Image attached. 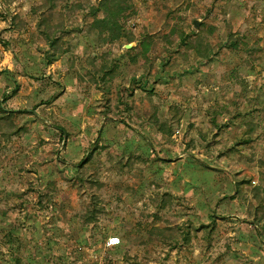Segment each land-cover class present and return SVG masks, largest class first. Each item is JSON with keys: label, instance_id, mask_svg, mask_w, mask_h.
<instances>
[{"label": "rangeland", "instance_id": "374dc122", "mask_svg": "<svg viewBox=\"0 0 264 264\" xmlns=\"http://www.w3.org/2000/svg\"><path fill=\"white\" fill-rule=\"evenodd\" d=\"M100 2L0 0V105L13 111L0 115V264H264L258 199L235 197L230 180L264 190V0H136L105 45L88 26ZM194 30L196 48L180 47ZM164 145L181 156L156 160ZM213 206L228 217L216 234L202 227ZM229 214L257 240L233 242Z\"/></svg>", "mask_w": 264, "mask_h": 264}, {"label": "trees", "instance_id": "16d2710c", "mask_svg": "<svg viewBox=\"0 0 264 264\" xmlns=\"http://www.w3.org/2000/svg\"><path fill=\"white\" fill-rule=\"evenodd\" d=\"M51 1L53 2V4H52L53 6H58L60 0H58V3H57V0H51ZM127 4L129 7H132V10H131V12L125 14L126 11H125L124 7ZM136 14H137L136 0H101L99 6L94 8V13H92L91 22H89V24H88V26L90 27L89 32L92 33L94 31L97 33L100 45H105V44H108L110 42H115L117 39H119L121 37L122 31H123L122 28L124 27L125 22L129 18L134 17ZM200 31H198V30L193 31V35H195L193 40H191V37H192L191 35H189V34L186 35L185 36L186 38L182 39V41L179 43V46L180 47L185 46L188 49L196 48V45L198 44V42H196V41H198L200 38ZM209 31L212 33V31H214V30H213V28H210ZM146 37H147V35H146ZM51 39H52L51 42H52L53 47H55V46H57V44H59L60 37H52ZM166 41L171 42L169 37H166ZM233 42L234 41L231 40L229 42V44L230 45L237 44V43H233ZM193 43H196V44H193ZM142 44H143L142 53L146 54V52L148 51L147 40L145 39V40L140 41L138 46H141ZM138 46L131 47L130 49H128V50L125 49V50L128 52H131V51L136 50ZM177 52H178V50H174L173 53H177ZM198 53H199L200 58H202L205 55V53H203L202 50H200V49L198 50ZM52 56L54 57V59H57L56 54H53ZM131 59L136 61V56H134V57L132 56ZM113 67H115V66H113ZM111 71L112 70H108V71L102 73L99 76V79H102V80L105 79L107 75L111 74ZM27 73H30L29 70L27 71ZM142 78H145V77L143 76ZM148 81H149V83H151L152 86H154V84L156 82V80H152V79H149ZM4 114H13V111H11L10 109H7L6 107H4V105H0V115H4ZM105 116L107 119H109L107 121V123H111L113 125V128H124V127H127L128 124H130L131 126L127 127V128L133 129L134 131L137 129V128H134V125H132L131 120L126 119V118L125 119L120 118L115 113L107 112L105 114ZM155 123H156L155 126L159 129V131H164L163 130V128H164V129H166V132H167V129H169L167 124H165V123H162V125L160 124L159 117L155 118ZM213 123L215 125H217V123L215 121ZM48 126L60 127V125L57 121H54L53 125H48ZM104 129L108 130L106 128V126ZM141 129H143V128H141ZM218 135L219 134L215 133V137H217ZM144 139H146L145 136H144ZM251 139H252L251 137H246V134H245V136L238 142V145L246 144V143L250 142ZM149 146L152 148V146L150 144H149ZM94 150H96V148ZM93 151L91 152L89 158L86 160L87 162L89 160H90V163H92V162L94 163L96 161L95 159H92L93 155H94ZM172 151H173L172 146L164 145L159 149L158 155L156 154L157 151L155 149L154 150L152 149V155L158 161L168 160L169 158L178 156L177 154H172ZM199 161H198L199 165L204 167L207 170L216 171V172H224L223 169L212 167V165L207 164L206 161H201V160H199ZM80 166H82V164H80L77 168H79ZM94 167H95V165L90 166L91 169ZM76 170H78V169H76ZM234 175H235L236 181H234L232 179V177L230 178L231 183L232 184L234 183L236 186L235 189L233 190V192H235L234 196L237 198H243L244 200H247L250 196L258 199V204L254 207V208H256V213L254 216V219H255L254 224H258V227L256 229L257 235L253 234L250 230H247L245 227H243L241 225V223H243V224L244 223H250L249 219H247V218L242 219L241 215L235 216L233 214H229L228 215L230 217L229 219L236 221L239 225H241L238 228L237 236L236 235L234 236L233 242H236V241L239 243L246 242L247 244H250V241L255 242L257 240L254 236V235H256V237L260 240V242L257 240V243L259 244L260 248L264 249V190H260L258 188H255L253 190H248L246 188V186L248 184L252 183V177L248 176V175H244V174L239 175L237 173H235ZM49 187H50V185H47L46 190L40 194V198L42 200H44L45 196H47L48 193L50 192ZM227 201H230V199H227ZM258 209H261V211H262L261 216H258V214H257ZM89 211H90L89 213H91L90 217H94V210L89 209ZM242 211H244V210L241 207H239V210L237 212H242ZM210 217L212 218V220L209 223H207L206 225L202 226L203 228L208 230V233L216 234L217 230L219 228L218 221L219 220H228V217H225V216L219 217L217 214L216 208L214 206L212 207ZM241 220H243V222ZM171 229L173 230V232L175 231V228H171ZM195 230L199 231V229H195ZM165 231H166V229L153 228L152 231L150 232L151 233L150 237L153 238L156 233L164 236ZM168 231H170V229H168ZM170 233L172 234V231H170ZM182 235H183L184 241H186L187 234L182 233ZM206 238H207V236H206ZM228 247L230 248L231 245L228 244ZM244 247L249 248L250 246L246 245ZM17 261H18L17 264H21V262H22V260L19 256L17 257Z\"/></svg>", "mask_w": 264, "mask_h": 264}, {"label": "built area", "instance_id": "2783aa9c", "mask_svg": "<svg viewBox=\"0 0 264 264\" xmlns=\"http://www.w3.org/2000/svg\"><path fill=\"white\" fill-rule=\"evenodd\" d=\"M121 243V238L119 236H111L108 238L106 244L110 247L117 246Z\"/></svg>", "mask_w": 264, "mask_h": 264}, {"label": "water", "instance_id": "95a60500", "mask_svg": "<svg viewBox=\"0 0 264 264\" xmlns=\"http://www.w3.org/2000/svg\"><path fill=\"white\" fill-rule=\"evenodd\" d=\"M133 46H134L133 44H130V43H129V44H127L125 47L128 48V49H130V48L133 47ZM103 125H104V122H103ZM180 156H181V155H178L177 157L179 158ZM177 157H176V158H177ZM233 180L235 181L234 177H233Z\"/></svg>", "mask_w": 264, "mask_h": 264}]
</instances>
